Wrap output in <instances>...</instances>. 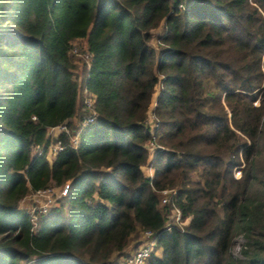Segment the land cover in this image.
I'll return each mask as SVG.
<instances>
[{"label": "trees", "instance_id": "16d2710c", "mask_svg": "<svg viewBox=\"0 0 264 264\" xmlns=\"http://www.w3.org/2000/svg\"><path fill=\"white\" fill-rule=\"evenodd\" d=\"M263 56L264 0H0V264H264Z\"/></svg>", "mask_w": 264, "mask_h": 264}, {"label": "built area", "instance_id": "2783aa9c", "mask_svg": "<svg viewBox=\"0 0 264 264\" xmlns=\"http://www.w3.org/2000/svg\"><path fill=\"white\" fill-rule=\"evenodd\" d=\"M81 102L83 109H88L89 111L83 115L80 122L73 127H68L65 123L50 127L47 131V136L50 137V139L58 138L61 133H66L68 134V145L73 149L77 148L81 132L94 122L96 118L95 111L93 110V97L86 88L83 90ZM149 147H156V144L152 141L149 143ZM63 148L64 144L58 140L48 145L46 148H44V145H36L34 147V152L38 155L46 152L47 158L51 160ZM68 189L69 182H65L57 187V192L52 190L51 187L34 192L33 195L38 197L40 202L37 207L33 206L30 210L32 223H36L38 214L47 213L52 206H55L57 200L68 193ZM174 193L175 191L172 189L163 190L161 202L166 203ZM173 218L174 224L180 226V211L178 208L174 209ZM167 228H170V225H167ZM145 237L146 240L131 255L125 258V264H144L149 258L152 253V248L155 245L156 238L150 231H145Z\"/></svg>", "mask_w": 264, "mask_h": 264}, {"label": "rangeland", "instance_id": "374dc122", "mask_svg": "<svg viewBox=\"0 0 264 264\" xmlns=\"http://www.w3.org/2000/svg\"><path fill=\"white\" fill-rule=\"evenodd\" d=\"M159 31L158 32L156 31V32L159 34L160 33ZM156 42L157 41H156V38H155V40L152 41V44H153L154 47H156ZM79 57L82 59V61H85V62L88 61V56L86 54L79 55ZM263 60H264V56H263ZM80 65H81V63L79 64V66ZM157 92H158V87L155 88L154 93H153V96H152V101H151V104H150V107H149L150 108V110H149V116H153L151 110H152V108L155 105V98H156ZM259 101H260V97H259L258 101H256L255 104L258 105ZM143 171H144V175H149L150 172H151L149 166H143ZM240 175H241L240 170L235 168L233 170V176L236 177V178H238V177H240ZM51 189L52 190H55L57 192V187L56 186H52ZM39 202H40V200L38 199V197H36L35 195L32 194V195H28L27 197H25L20 202V205H21V208H24L25 210H31V208L33 206L34 207H37V205L39 204ZM241 243H242V239L241 238H236L235 239V242H234L232 251H233V254L236 255V256H238L240 254L239 253V249H240V244ZM119 264H125V257L120 260Z\"/></svg>", "mask_w": 264, "mask_h": 264}]
</instances>
